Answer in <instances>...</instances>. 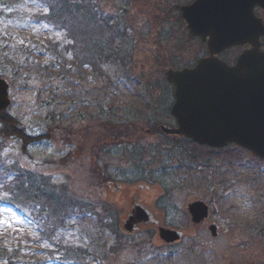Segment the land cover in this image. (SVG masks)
I'll return each instance as SVG.
<instances>
[{"label": "rangeland", "instance_id": "374dc122", "mask_svg": "<svg viewBox=\"0 0 264 264\" xmlns=\"http://www.w3.org/2000/svg\"><path fill=\"white\" fill-rule=\"evenodd\" d=\"M191 1L99 0L121 35L116 59L96 75L51 60L52 51L42 43L48 34L30 18L37 5L0 0V76L12 81L8 111L28 133L49 135L25 151L17 141L0 139V162L30 172L33 182L53 185L75 202L52 243L39 235L47 213L38 214L40 197L30 198L33 212L0 206V236L31 235L11 264L71 263L62 262L61 249H80L77 264H264V159L234 145L209 154L183 137L150 129L155 123L174 125L165 69L191 64L206 52L199 39L188 37L177 10ZM239 51L229 50L227 58ZM58 55L62 60L67 53ZM103 119L132 126L124 144L107 141L98 157L91 142ZM137 143L142 150L133 152L139 154L125 156V145ZM186 153L200 160L190 161ZM149 154L159 159L151 162ZM195 200L209 206L208 217L196 224L187 212ZM132 202L182 237L162 241L151 220L131 222L130 232L123 231ZM112 215L119 236L104 225ZM212 223L218 226L215 236L208 229ZM0 264H8L6 258Z\"/></svg>", "mask_w": 264, "mask_h": 264}, {"label": "water", "instance_id": "95a60500", "mask_svg": "<svg viewBox=\"0 0 264 264\" xmlns=\"http://www.w3.org/2000/svg\"><path fill=\"white\" fill-rule=\"evenodd\" d=\"M264 9V0H194L181 7L189 37L205 42L208 55L197 59L193 67L165 70L173 85L171 113L177 127L160 128L167 134H182L212 147L235 143L254 156L264 158V50H259V37H264V24L253 8ZM250 44L233 65L216 55L234 45ZM10 83L0 77V110L10 104ZM193 222L208 215L207 205L199 200L187 205ZM140 204L131 208L125 223L149 219ZM157 223V221H154ZM217 234V226H209ZM166 242L180 238L181 232L158 227Z\"/></svg>", "mask_w": 264, "mask_h": 264}, {"label": "trees", "instance_id": "16d2710c", "mask_svg": "<svg viewBox=\"0 0 264 264\" xmlns=\"http://www.w3.org/2000/svg\"><path fill=\"white\" fill-rule=\"evenodd\" d=\"M30 3L37 5L38 10L32 12L31 19L33 24L41 27L47 31L49 37L45 39L46 47L52 51L51 58L57 60L58 63L64 64L69 61L70 64L82 70L90 69L96 75L105 74L107 70V62L111 63L116 59L117 50L115 49V41L121 35L116 30L117 27L111 22L110 16L105 14L102 10L99 0H29ZM65 51L67 56L65 58L59 57V51ZM65 62V63H64ZM112 110V109H111ZM156 122V121H154ZM101 130L95 135L93 147L96 148L97 156L104 148L107 141L113 145L116 143H123V138H126L131 122L125 124L121 122L105 123V119L101 120ZM24 125L14 117L9 111H0V138L3 141L14 140L20 145L21 151H25L29 146L48 138L49 135L30 134L25 130ZM150 129L158 134L161 132L155 123ZM81 147V146H80ZM110 149L112 146H109ZM125 156L133 159V156L139 154L133 152L134 150H142L141 146L132 144V146L125 145ZM82 148V147H81ZM156 150V148L152 147ZM209 154L215 151L214 149H207ZM225 151H227L225 149ZM108 152V151H107ZM148 155V153L146 154ZM151 162L159 158L153 154H149ZM185 157L190 161L200 160L195 154L186 153ZM203 159L202 156H200ZM163 174L166 169H162ZM31 173L24 170L15 171V165H6L3 161L0 162V196H6V199H0V206H11L16 208V211L33 212V208L29 206L31 196L41 198V211H47L43 221L38 226L41 228V239L51 242L54 238H58L56 226L62 223L68 214L69 209L74 208V201L65 196L64 192L54 191V186L46 184V182H33L31 180ZM21 200L18 206V201ZM109 208H105L107 214ZM109 214V213H108ZM107 214V218L108 215ZM109 222L105 221V227L112 230L119 236L117 228V218L112 215ZM40 223V222H39ZM31 240L30 234H18V231H7V234L0 236V257L6 258L8 264H11L15 253H19L22 245H29ZM24 241V242H23ZM52 243V242H51ZM60 246H63L62 244ZM64 253L62 254V251ZM59 256L62 262L71 259L69 264L79 263L77 258L83 253L80 249L59 250ZM68 253V256H67ZM69 253H72L71 257ZM27 263V262H26ZM35 261L34 264H38Z\"/></svg>", "mask_w": 264, "mask_h": 264}, {"label": "flooded vegetation", "instance_id": "af4514ba", "mask_svg": "<svg viewBox=\"0 0 264 264\" xmlns=\"http://www.w3.org/2000/svg\"><path fill=\"white\" fill-rule=\"evenodd\" d=\"M247 47H249V46L245 45V46H242L241 49H245ZM263 48H264V39H261V49H263Z\"/></svg>", "mask_w": 264, "mask_h": 264}, {"label": "snow or ice", "instance_id": "6c2138e0", "mask_svg": "<svg viewBox=\"0 0 264 264\" xmlns=\"http://www.w3.org/2000/svg\"><path fill=\"white\" fill-rule=\"evenodd\" d=\"M0 199H6V196H0Z\"/></svg>", "mask_w": 264, "mask_h": 264}]
</instances>
